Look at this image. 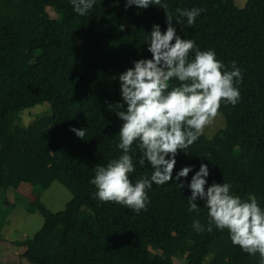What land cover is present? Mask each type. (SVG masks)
Listing matches in <instances>:
<instances>
[{"label":"trees","instance_id":"1","mask_svg":"<svg viewBox=\"0 0 264 264\" xmlns=\"http://www.w3.org/2000/svg\"><path fill=\"white\" fill-rule=\"evenodd\" d=\"M236 1L166 0L178 35L214 50L226 70L235 62L243 75L239 102H221L218 110L225 128L180 152L173 176L205 163L209 184L229 183L242 200L254 196L264 208V0H246L243 8ZM193 7L203 11L188 28L176 10ZM165 21L164 9L125 10V0H97L83 17L69 0H0V191L58 182L71 194L56 213L37 200L29 206L43 217L31 239L16 242L30 264H260L259 254L242 252L227 230L193 228L197 219L207 228V209L198 201L199 214L189 213L190 191L175 183L153 184L140 213L94 198L96 166L121 154L115 134L122 121L105 101L120 100L118 74L151 57L146 36L153 24L164 31ZM44 103L48 115L17 124L23 111ZM73 127L87 128L83 140ZM133 149L134 183L152 168L141 166Z\"/></svg>","mask_w":264,"mask_h":264},{"label":"clouds","instance_id":"2","mask_svg":"<svg viewBox=\"0 0 264 264\" xmlns=\"http://www.w3.org/2000/svg\"><path fill=\"white\" fill-rule=\"evenodd\" d=\"M74 13L85 16L97 0H69ZM136 6L147 9L156 6L164 9L166 29L153 24L146 36L150 58L132 61V67L118 74L120 100L105 101L106 110L122 121L117 134V147L121 154L106 165H97L89 183L95 186L94 198L102 203L114 202L136 213L147 209L148 191L153 184L162 186L175 183L187 188L188 212H200L198 201L207 209V228L199 219L194 220L197 231L227 230L229 239L242 252L259 254L264 264V208L256 198L242 200L232 192L229 183L209 184L207 164L185 166L173 176L180 152L186 153L203 134L204 128L217 116L221 102L236 105L240 100L239 85L243 79L236 63L231 70L216 58L214 50L201 51L194 40L177 34L173 14L166 0H125V10ZM203 9H177L179 18L191 28ZM181 20H175L180 23ZM123 27V26H122ZM192 54V58H190ZM117 77H113L116 79ZM176 80L179 86H171ZM87 128H71L83 140ZM133 145L140 152L139 164H148L151 175L134 183L130 174L135 172ZM189 173H194L188 180ZM183 178V179H182Z\"/></svg>","mask_w":264,"mask_h":264},{"label":"rangeland","instance_id":"3","mask_svg":"<svg viewBox=\"0 0 264 264\" xmlns=\"http://www.w3.org/2000/svg\"><path fill=\"white\" fill-rule=\"evenodd\" d=\"M245 3L246 0L235 2L238 8H243ZM46 11L52 19L56 18L52 9L46 8ZM112 79L111 77L104 81ZM49 110L48 103L25 110L19 115L17 124L26 127L38 117L48 115ZM224 128L225 119L217 113V116L206 125L202 135L210 138ZM36 200L50 212L56 213L65 208L71 200V194L58 182L52 183L48 189L23 184L16 191L14 189H9L5 193L0 191V264H30L21 256L24 248L17 246L16 242L31 239L43 225V217L38 209L29 207Z\"/></svg>","mask_w":264,"mask_h":264}]
</instances>
